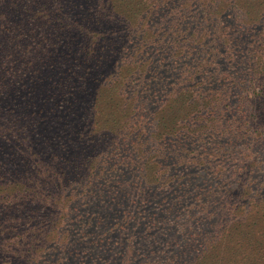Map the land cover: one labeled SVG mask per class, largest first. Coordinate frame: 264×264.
Returning a JSON list of instances; mask_svg holds the SVG:
<instances>
[{
	"label": "rangeland",
	"instance_id": "obj_1",
	"mask_svg": "<svg viewBox=\"0 0 264 264\" xmlns=\"http://www.w3.org/2000/svg\"><path fill=\"white\" fill-rule=\"evenodd\" d=\"M0 264H264V0H0Z\"/></svg>",
	"mask_w": 264,
	"mask_h": 264
},
{
	"label": "trees",
	"instance_id": "obj_2",
	"mask_svg": "<svg viewBox=\"0 0 264 264\" xmlns=\"http://www.w3.org/2000/svg\"><path fill=\"white\" fill-rule=\"evenodd\" d=\"M239 84V83H238Z\"/></svg>",
	"mask_w": 264,
	"mask_h": 264
}]
</instances>
